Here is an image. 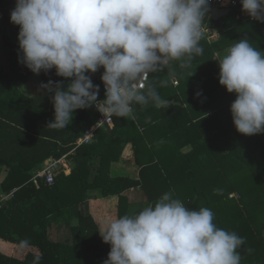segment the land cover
Here are the masks:
<instances>
[{
	"label": "trees",
	"instance_id": "16d2710c",
	"mask_svg": "<svg viewBox=\"0 0 264 264\" xmlns=\"http://www.w3.org/2000/svg\"><path fill=\"white\" fill-rule=\"evenodd\" d=\"M234 1L229 14L205 20L222 38L227 31L234 42L243 25L250 28L251 36L258 31L264 35V22L250 20L240 0ZM15 2L0 0L2 24L8 23V27L0 24L7 48L0 52V167L9 168L1 187L10 194L0 205V264H33L36 256L41 258L39 264H103L111 246L102 240L90 200L119 195L118 216L131 215L139 209L130 211L124 192L133 187L143 194L146 205L171 191L190 208L211 209L217 227L244 238L237 249L241 264H264V139L259 133H239L232 116L224 121L216 111L202 116L198 130L181 97L165 94L170 103L158 108L159 117H148L149 107L133 105V115L114 117L112 126L96 131L93 142L77 147V139L99 120L100 112L94 104L75 110L67 127L48 126L54 119V93L30 96L20 89L34 73L20 59L19 26L10 21ZM213 42L219 49V42ZM6 57L8 65L2 66ZM102 72L101 67L91 74L99 85L98 101L105 93ZM49 80L62 81L65 88L69 82L55 69L41 71L40 81ZM217 90L212 95L215 103L206 101L208 109L230 100ZM163 121L171 132L164 136L156 132L152 141L149 128ZM176 131L178 137H170ZM128 143L133 144L141 168L139 179L112 172ZM185 145H192L188 152L182 151ZM65 154L72 166L69 173L61 171L52 185L31 181L35 170ZM54 223L61 235L57 240L49 232ZM22 241L27 245L22 246Z\"/></svg>",
	"mask_w": 264,
	"mask_h": 264
},
{
	"label": "clouds",
	"instance_id": "9594fccd",
	"mask_svg": "<svg viewBox=\"0 0 264 264\" xmlns=\"http://www.w3.org/2000/svg\"><path fill=\"white\" fill-rule=\"evenodd\" d=\"M209 2L16 0L10 21L19 26L21 61L34 74L55 69L69 80L66 88L62 81L41 84L54 93L48 126L67 127L75 110L94 104L106 120L131 116L133 105L167 108L170 102L147 76L172 61L188 68L203 53L199 42ZM240 3L248 16L264 22V0ZM217 61L220 85L236 94L230 105L236 130L264 133V52L241 39ZM101 67L105 93L98 101L91 74ZM99 233L111 246L103 264H241L237 249L244 238L217 227L211 209L190 208L171 191L131 215L107 220Z\"/></svg>",
	"mask_w": 264,
	"mask_h": 264
},
{
	"label": "crops",
	"instance_id": "0c3cea01",
	"mask_svg": "<svg viewBox=\"0 0 264 264\" xmlns=\"http://www.w3.org/2000/svg\"><path fill=\"white\" fill-rule=\"evenodd\" d=\"M210 6V5H209ZM211 9L213 8H225V7H211ZM228 8V7H226ZM245 16H248L247 13H244ZM210 16L208 15L207 18H209ZM206 19V18H205ZM204 19V20H205ZM0 20H1V15H0ZM249 20V19H246ZM250 20H254V19H250ZM0 24H2V20L0 22ZM7 22H3V26H7ZM8 27V26H7ZM240 33V37L237 39V41L241 40V39H247L249 41V43L255 47L257 50L264 52V35L262 33H260L258 31V33L254 36H251V30L250 28H246L244 25L239 29ZM247 34V35H246ZM222 39V37L220 36V38L218 40H214V41H220ZM237 41H235L234 43H236ZM208 42V43H207ZM200 46L202 44L206 45V47L211 48L213 50V52L215 53L214 57L212 56V52L210 50H208L205 47L203 48V53L201 55H195L193 58H195L194 60L191 61V65L188 68H182V75L184 73V78H185V84L184 86H182L181 91H175L173 89H171V86H180L181 82L179 80V78L177 77H172L171 75H169V82L170 85L168 86L166 83L164 86H161L160 82L161 81H165L164 79L161 78L160 75H158L159 73L155 72L151 74V78L149 81H151L152 83H154L157 86V91L160 94V96L167 100L166 98L171 97L173 95H178L181 97L182 101L185 102L184 105L186 106V108L189 110L190 115L192 117V126H195V128L200 127L198 125V121L200 119H202V116H212V114L216 111L220 113V117L221 119L223 118L224 121L229 120L231 117V112H230V105L233 102L232 98L233 95L235 93H229L226 88L222 85H220L219 83V65H218V61L217 59L219 58V56H222L226 50L224 51H220L219 49H216V46L213 45V41H208V40H202L199 42ZM7 50V48L5 47V43L4 40L2 38V34L0 32V52L1 53H5ZM4 63V64H3ZM172 63H175V66H173V70L178 69L177 66H179L180 61H172L168 66H170ZM2 66H7L8 65V59L7 57L5 59H3V61L1 62ZM165 68V67H164ZM172 68H170L172 70ZM180 69V68H179ZM186 75V76H185ZM40 76H41V72L39 74H33L32 78L30 79V81L22 84L20 86V89L22 90L23 93H25L26 95H30V96H35L37 94H40L42 92L47 91L46 89L41 88V84L42 82L40 81ZM36 83V87L35 89L38 87V92L36 93H31V90H27L25 87L30 84V83ZM39 84V86H38ZM217 88H219L221 92V94L218 95H225L226 97H230V100L227 101L225 104L219 106V107H214V109H208L210 108L209 104L215 103L214 102V93L217 90ZM219 91V92H220ZM35 92V91H33ZM197 93H200L199 95H197ZM165 94H169L167 95L168 97L165 96ZM216 94V93H215ZM213 95V96H212ZM236 96V94H235ZM216 97V96H215ZM209 104L208 102H206L207 100H209ZM198 106V107H197ZM145 107H149L150 110L146 111L147 116H156L159 117L160 111L158 110V108L160 107H155L152 104L146 105ZM203 109V110H202ZM134 107L132 109V114H134ZM212 119V118H211ZM191 125V124H189ZM212 124H209V126H211ZM149 128V137L152 138V141H154V134L156 132L161 133L163 136L166 132L169 133L170 129L167 127L166 123L163 121V123L161 122L159 125H157L156 128L151 129ZM200 128H198L199 130ZM171 132V131H170ZM178 132L176 131L175 134H173L170 137H178L177 134ZM263 138V137H262ZM225 139V138H224ZM192 145H185L182 148L183 152H188L191 149ZM72 167V166H71ZM140 166L137 164L136 162V157H135V152H134V147L132 143H128L124 149L122 158L120 159V161L115 162L112 165V172L114 175H119V176H126V177H130L132 179H139L140 177ZM136 188H131L128 189L124 192V194H126L129 197V205H130V211H135L137 209H141L146 205V202H144L145 198L143 196V199L141 202L142 203H138L136 204L135 202H133L131 200V195L133 192H135ZM138 189V188H137ZM138 191H140L138 189ZM10 195V194H9ZM146 201V200H145ZM118 208H119V195H112L106 198H97V199H91L90 200V209L92 210V212L95 214V217L97 219V221L100 223V226L103 227L104 223L114 217L118 216ZM58 233V232H57ZM52 238V236H51ZM53 240H57L52 238Z\"/></svg>",
	"mask_w": 264,
	"mask_h": 264
},
{
	"label": "built area",
	"instance_id": "2783aa9c",
	"mask_svg": "<svg viewBox=\"0 0 264 264\" xmlns=\"http://www.w3.org/2000/svg\"><path fill=\"white\" fill-rule=\"evenodd\" d=\"M236 4L234 0H210L209 5L213 7H230L231 5ZM220 37L219 31L215 28L213 23L208 22V20L202 21V40L214 41ZM150 73L147 76V80L151 78ZM143 83V81H141ZM105 88V86H104ZM133 109V106H132ZM114 123V117L107 119L104 117L102 113H100L99 120L94 123L91 127L84 130V133L77 139L76 146H80L83 144H89L94 141L96 131L99 128H105L107 126H112ZM76 147V148H77ZM75 148V149H76ZM71 163L68 157V154L64 156L51 160L44 164L42 168L35 170L31 181L35 184H39L40 182L44 181L46 184L52 185L56 181L57 175L61 171H65L69 173L71 170ZM1 205V204H0Z\"/></svg>",
	"mask_w": 264,
	"mask_h": 264
},
{
	"label": "rangeland",
	"instance_id": "374dc122",
	"mask_svg": "<svg viewBox=\"0 0 264 264\" xmlns=\"http://www.w3.org/2000/svg\"><path fill=\"white\" fill-rule=\"evenodd\" d=\"M228 34L229 33L227 31L223 32V38L219 41V45L218 46H219V50L221 52L226 50L230 45L234 44L233 38L230 35L228 36ZM201 46L207 48L208 50H210L212 52V56L214 57L215 53L213 52V50L211 48L206 47V45H204V44H202ZM194 59L195 58H193L192 60H194ZM173 66H175V63H172L170 66H167V67L163 68V70L158 71L157 73H159L158 75H160L162 79L167 81V83H168L167 85L168 86L170 85L169 75H171L172 77L175 76V77L179 78V80L181 82V85L180 86H174V85L171 86V89H173L174 92L175 91L179 92V91H181L182 86H184V84H185L184 73L182 75V71H181L182 68L180 67V64H179V66H177L178 69H176V70H173V68H172ZM170 68H172V70ZM35 85H36V83L32 82V83L28 84L25 88L27 90H31V93H36V92H38L37 91L38 87L35 89V87H36ZM38 86H39V84H38ZM33 91H35V92H33ZM259 136L263 137V139H264V133H259ZM71 169H72V167H71ZM8 172H9V168L8 167H0V204H3V202L10 196L9 193L4 192L2 190V187H1V183H2L3 179L7 176ZM131 200L133 202H135L136 204L142 203L141 201L144 200L141 192L138 191L137 188L135 189V192L132 193ZM49 232L51 233V236L54 239H59V236H61L59 233H57L58 232L57 223H54L52 226L49 227Z\"/></svg>",
	"mask_w": 264,
	"mask_h": 264
},
{
	"label": "water",
	"instance_id": "95a60500",
	"mask_svg": "<svg viewBox=\"0 0 264 264\" xmlns=\"http://www.w3.org/2000/svg\"><path fill=\"white\" fill-rule=\"evenodd\" d=\"M208 11L205 13V18L209 15L210 18L212 19H219L222 16H225L231 12V8H213L211 9L210 6L208 5Z\"/></svg>",
	"mask_w": 264,
	"mask_h": 264
}]
</instances>
